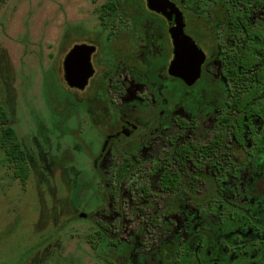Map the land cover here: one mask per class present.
<instances>
[{
  "label": "rangeland",
  "instance_id": "374dc122",
  "mask_svg": "<svg viewBox=\"0 0 264 264\" xmlns=\"http://www.w3.org/2000/svg\"><path fill=\"white\" fill-rule=\"evenodd\" d=\"M103 1L0 0V96L31 168L22 183L0 148V264H118L110 259L113 246L101 244L99 224H117L118 232L108 231L119 240L144 231L133 264H149L160 241L171 233L181 242L173 264H264L260 130L261 143L255 140L240 158L235 153L244 164L237 174L226 173L225 187L212 185L215 175L203 164L204 181H196L194 188L199 199L187 191L183 207L173 210L165 204L166 195L157 196L152 212L172 214L171 225L163 227L152 226L148 216L133 210L129 190L132 179L144 176L151 164H142L122 185V194L113 195L118 164L109 159L99 164L103 182L99 168L83 151L87 135L84 124L81 132L76 127L74 92L85 99L87 89L67 85L63 60L76 43L94 42L100 23L95 9ZM207 1L181 0L192 11ZM222 62H211L214 77L225 71ZM203 87L202 81L196 88ZM255 114V123L264 128V101ZM188 168L192 173L198 170Z\"/></svg>",
  "mask_w": 264,
  "mask_h": 264
},
{
  "label": "flooded vegetation",
  "instance_id": "af4514ba",
  "mask_svg": "<svg viewBox=\"0 0 264 264\" xmlns=\"http://www.w3.org/2000/svg\"><path fill=\"white\" fill-rule=\"evenodd\" d=\"M170 1L179 7L185 32L205 55L201 75L194 84L188 85L169 72L174 59L173 39L169 31L173 21L150 9L147 0H105L95 9L100 23L94 42H88L95 50L91 55L94 73L85 88L87 95L83 99L74 92L76 127H81V132L84 124L87 137L82 147L89 153L92 163L99 166L109 159L112 164H134L133 171L118 188L117 183H112L113 195H120L122 185L142 164H151L144 176L132 179L129 190H133V210L148 216L152 226L161 227L167 222L171 225L168 217L172 214L153 213L151 206L157 196L166 195L165 204L172 209L173 205L169 203L175 194L159 187V176L151 173L155 164H187L185 168L191 174V187L185 186L189 179L183 177L181 188L186 189L184 193L191 191V195L199 199L194 190L195 182L204 181L202 173L207 172L205 166L212 169L215 186L220 187L221 171L210 164H244L235 153H239L240 158L242 151L252 147L255 140L260 138L261 143L258 131L264 134V128L255 123L257 104L264 101V83L258 100L244 118L245 141L239 143L233 132L235 126L226 122L228 117L231 122H236L238 114L231 112L230 107L236 86L229 77L231 59L243 42L251 47L255 44L264 46V24L252 27L254 22L259 24L264 20V4L255 5L264 0H208L202 9L196 11L190 10L181 0ZM107 7L111 11H104ZM192 24L196 26L193 28ZM214 60L222 62L225 69L216 77L210 70ZM249 77L248 87L251 88L254 76L251 73ZM202 81L204 87L196 88ZM221 136H224V145L217 144L214 155H204L194 148L195 145H208ZM75 139L78 143L81 139L79 134ZM228 146L233 155L222 156L224 147ZM194 164L206 165L202 168ZM190 165L198 170L192 173L188 168ZM147 183H151L154 192L148 204L139 188ZM153 219L161 223H153ZM103 226V236L113 244L133 245L132 258L123 254L115 257L118 264H133L143 246L142 231L133 232L127 240H119L111 237L108 231L118 232L117 224ZM161 242L154 257L160 252Z\"/></svg>",
  "mask_w": 264,
  "mask_h": 264
},
{
  "label": "trees",
  "instance_id": "16d2710c",
  "mask_svg": "<svg viewBox=\"0 0 264 264\" xmlns=\"http://www.w3.org/2000/svg\"><path fill=\"white\" fill-rule=\"evenodd\" d=\"M264 1H260L259 4L255 3L257 6H262ZM106 12L111 11L110 7L105 8ZM106 15V14H105ZM108 15V14H107ZM242 18H246L247 16L242 15ZM245 19V24L247 20ZM260 24H264V20H261L258 24L254 22V27L257 25L260 27ZM247 30L249 28H246ZM246 35V33L244 34ZM244 37V36H243ZM242 37V38H243ZM241 38V39H242ZM244 40V38H243ZM254 76V83L251 88L248 87V81L250 79V74ZM229 77L233 80L236 84L234 88V92L231 98L230 107L231 112H237V120L236 122H231V118H227V123H232L234 127V134L237 136V140L239 143L245 141L244 132L246 122L244 121L245 115L249 113L250 107L255 105V102L258 100L262 84L264 83V46L261 45H254L250 46L249 44L240 45L238 53L231 59V67L229 71ZM236 123V124H235ZM224 136H221L219 140H215L208 145H195L194 148L198 151L203 153L204 155L210 156L215 154V148L217 144L219 146L224 145ZM0 148L4 150L6 153L8 160L14 166V173L19 178L22 183H26L30 174V164L28 162V156L25 152L20 138L17 134L15 127L13 126L12 120L9 116V113L5 109L1 96H0ZM230 146L224 147L223 155L232 156L230 154ZM181 154H184V149H182ZM187 164H155L152 167L151 173L156 174L160 178L159 187L166 192H170L175 194L172 197V202L169 205H173V210L180 209L184 205V191L185 188H181L183 185L182 179L185 177L187 181L185 184L186 187H190V180L191 174L187 173L186 171ZM195 166H201L203 168L204 165L194 164ZM95 168H99V166L95 165ZM134 164H118L117 168H115L114 178H113V185L117 183L121 185L125 179L131 174L133 171ZM210 166L216 167L221 171L220 173V187H225L226 177L228 178L227 174L231 171L233 174H237L241 169L242 164H210ZM100 171V168L97 169ZM101 172V171H100ZM102 181H105V175L101 172ZM215 181V179H214ZM215 186V184H212ZM140 191L143 192L144 202H149L150 197H153V190L151 183L144 184L139 187ZM213 198V195L211 196ZM153 223H161L153 219ZM99 228H104L103 224H99ZM166 225H170L169 222ZM102 234V233H101ZM144 235V231L142 232V236ZM101 244L109 248L113 246L114 251L110 254V259L118 257L119 255L123 254L125 257L133 256V245L121 242L119 245H115L109 241L107 237H104L102 234L101 237ZM160 252L157 253L155 258L149 261V264H173L174 263V256L179 253L181 249V244L178 243V240L173 236H167L162 239L161 242Z\"/></svg>",
  "mask_w": 264,
  "mask_h": 264
},
{
  "label": "water",
  "instance_id": "95a60500",
  "mask_svg": "<svg viewBox=\"0 0 264 264\" xmlns=\"http://www.w3.org/2000/svg\"><path fill=\"white\" fill-rule=\"evenodd\" d=\"M150 9L166 16L173 24L170 33L174 45V59L170 74L183 79L188 85L194 84L201 75L205 55L199 45L185 32V23L179 7L170 0H147ZM95 47L88 43H76L63 60L64 78L73 89L83 90L94 73L91 55ZM86 217L85 213L80 214Z\"/></svg>",
  "mask_w": 264,
  "mask_h": 264
}]
</instances>
